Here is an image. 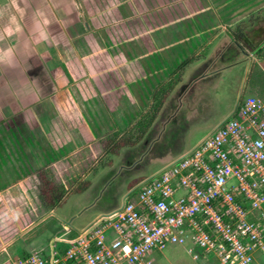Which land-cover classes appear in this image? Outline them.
<instances>
[{
    "label": "rangeland",
    "instance_id": "rangeland-1",
    "mask_svg": "<svg viewBox=\"0 0 264 264\" xmlns=\"http://www.w3.org/2000/svg\"><path fill=\"white\" fill-rule=\"evenodd\" d=\"M117 1L72 0L71 4L68 0V10L78 12L77 21L71 19L75 31L73 24H64L59 32L65 36L78 34L75 28L88 23V34L93 36L86 39L88 46L84 40H70L76 53L67 57V48L61 42L62 59H39V51L38 59H15L19 63L9 59V65L0 69V86L4 89L0 92V264L30 254L46 258L51 245L62 250L68 246L64 245L67 239L70 245L97 217L117 209L127 189L209 136L240 98L264 91V58L257 55L254 62L249 56L253 47L264 45V0H184L200 16L180 19L185 23L183 34L188 41L186 46L173 49L170 62L159 51L167 42L165 28L155 33L156 38L153 33L143 34L138 25L158 16L156 25L160 27L164 19L159 16L163 14L169 20L166 14L172 13L174 19L179 18L181 6L175 9L172 0H156L150 10L148 0H142V5L135 1L140 5L135 14L128 5L118 10L114 7ZM213 5L217 17L212 10H205ZM50 20L48 17L45 21L49 28L43 32L47 35L50 29L55 31ZM131 24H136L134 31ZM203 25L210 27L212 35H220L200 54H207L206 59H199L203 62L197 66L189 64L173 78L167 77V83L159 80L160 85L149 92L142 84L146 83L147 75L143 74L147 69L143 61L139 67L141 50L143 54L146 50L154 52L151 57L155 58V69H161L164 76L171 69L167 62L176 69L191 60L187 58L206 40L205 35L200 42L194 37ZM230 30L232 43L221 45ZM140 33L145 36L147 49L139 48L134 38ZM46 45L48 53L51 48ZM38 66L53 69V88L39 83ZM194 70L200 71L192 76ZM202 71L203 77L198 75ZM60 91H64L63 101L71 104L72 111L55 112ZM153 115L151 126L141 132L139 123L146 124ZM62 183L66 195L53 211H46L43 207L51 204L55 188ZM230 185H236V181ZM182 195L178 190L174 197ZM113 201L115 205L107 208ZM189 248L190 243L167 244L162 251L154 250L149 259L154 260L152 264H212L210 257L194 259L187 252ZM201 250L194 248L198 254Z\"/></svg>",
    "mask_w": 264,
    "mask_h": 264
},
{
    "label": "built area",
    "instance_id": "built-area-1",
    "mask_svg": "<svg viewBox=\"0 0 264 264\" xmlns=\"http://www.w3.org/2000/svg\"><path fill=\"white\" fill-rule=\"evenodd\" d=\"M188 243L212 264L264 258V96L240 98L209 136L129 188L70 245L7 264H151L154 250Z\"/></svg>",
    "mask_w": 264,
    "mask_h": 264
},
{
    "label": "crops",
    "instance_id": "crops-1",
    "mask_svg": "<svg viewBox=\"0 0 264 264\" xmlns=\"http://www.w3.org/2000/svg\"><path fill=\"white\" fill-rule=\"evenodd\" d=\"M59 1L61 3H59ZM67 1L68 0H0V65H1L0 69L3 68V66H5L6 64L9 65V59H14L13 62H16V63L17 62L19 63V61L15 60V59H35V57H36V59H38V52L39 51H41L40 52L41 58L39 55V59H62V56L59 57V53L61 55V50H60L61 49V42H63L62 46L63 47L66 46V48H67V51H66L67 57H68L69 53H71V56L76 53L73 46L70 43L71 41L84 40L85 42H83V43L88 46V44H87L88 42H86V39L88 38L90 40V38L93 37V36L88 34V32H89L88 28H90V27H88V23L84 22L82 25H80V26L78 25L75 28L76 31L78 32V34L74 33L72 35V33H71V36L70 35L65 36V35H63V33L59 32L60 30L58 28H61V30H63L65 25L70 26L73 24V22L71 20L72 17H75V21H77L76 17H78V12L76 13L75 11L68 10L69 8L67 6ZM69 1L71 2V4H73L72 0H69ZM88 1L92 2L94 0H88ZM135 1H139V3L141 2L140 5H142V0H119V1H117V4L114 7L117 6V9L120 10L123 7H125L126 5H128L130 9L133 7V13L136 14V10L137 11L140 10V5L134 4L133 2H135ZM154 1H156V0H148V2H147V6L149 7L150 10H151V3H154ZM157 1L160 2L162 0H157ZM163 1H165V0H163ZM172 1H173L172 7H174L175 9H178V7L176 5H180L182 10H183L181 15L179 16V18L174 19L173 15H171L172 14L171 13V14H166V16L170 17L169 20H167V18L165 19V15L162 14L159 17L164 19V22L160 27H158L156 25V21L158 20V16L153 17V18L149 17L148 20H151V24H147L148 20H145L144 23H140L138 25L140 29H143V34H144V31H145V35L147 33L148 34L153 33V35L156 38H157V35L159 32L158 30L165 28V34L167 32V35L165 37V38H167V42L163 47L160 48L159 51L161 52V54H162L161 56H163L164 60L169 61V62L175 54L173 49H175L176 46H178V45H181L183 47L186 46V43L188 41L187 38L185 37V34H183L186 32L185 23H183L181 21L185 20V18L190 19V18H196L198 15L200 16L198 10L191 9L189 7V5L184 0H176V2L174 0H172ZM207 1L210 3V0H207ZM78 7L79 6L77 5V10H78ZM194 8H196V7L194 6ZM201 9H204V7H202ZM205 10L206 11L212 10L213 14L216 17L219 16V14H217L218 11L214 7V5H213V7H207ZM139 13L140 12H137V14H139ZM48 17H51L50 21H53L51 23L55 25V31L50 29V34H48L49 36L47 34H44V32H43L44 30H47V28H49L45 24V21L47 20ZM68 18H69V20L67 21ZM180 19H182V20H180ZM241 21H243V20L241 19ZM145 23H146V25H145ZM56 24H57V26H56ZM135 25L136 24L130 25L132 31H134ZM132 26H133V28H132ZM74 27H75V25L73 24V32L75 31ZM85 27H86V30H85ZM224 28H226V31H227V27L224 26ZM211 31L212 30H210V27H207L206 25H203L202 27H200V30L196 29V32L194 33V37L198 38V41L200 42L201 36L205 35L204 38H206V40H204V41L202 40V42H200V44L198 45V48L193 52L192 55H190L187 58V59H191L190 60L191 62L189 61L187 63H184L181 65V67L176 68V69L173 68V66L169 62H167L168 65L171 67V69L164 76H161V73L163 72L161 69L160 70L155 69V66L153 64V61L155 60V58L151 57V56H154V52L153 51L148 52V50H146V53L143 54V51L141 50V52L139 54L140 55L139 67L141 68V63L143 61V64H144L145 68L147 69V73L143 74V75H147V77L144 79V81L146 83L142 82L143 86L148 87L149 92H150V90H152L154 85H155V87L160 85L161 82H158L159 80L161 81V80L165 79L164 82L167 83V81H166L168 79L167 77L173 78L174 75L179 74L186 67H188L189 64L195 63L196 64L195 66H197L199 63L203 62V61L199 62V59L205 60L206 57L208 56L207 54L200 55L201 53H203V49L205 48V46H209L213 41L218 40L220 37L219 34H213L212 35L210 33ZM128 32H131V31L128 30ZM156 32H157V35L155 34ZM143 34L140 33L138 36H136L134 38L138 39V42H139L138 47L139 48L144 47L145 49H147V43L145 41H143V39L145 37ZM232 36H233V31L230 30L229 32H225V34L223 36V40H222L223 42L221 45L224 46V44H226V43H232L231 42ZM158 37L161 38L160 35ZM58 39H59V41H58ZM131 39H133L132 34L129 35V40L132 41ZM60 40H62V41H60ZM241 40L242 39H239L238 41H241ZM151 42H153L152 38L150 39V43ZM46 43L51 48V50L48 52L49 54L47 53V51H45L46 47H47ZM58 44H59V48H58ZM123 44H124L123 45L124 47L127 45V39L125 37L123 40ZM14 45H15L16 49L13 48ZM259 46H261V45H259ZM236 47L238 48V46H236ZM54 48H56V49L53 50ZM32 50L35 51L36 55H34V52ZM255 50H256V48L253 47V49L249 52V56H251V59H253L254 62H255V59H257V54H256ZM43 53H47V54H45V57H44ZM136 53H137V50H136ZM244 55H247V54H244ZM136 61H137L136 63L138 64V60H136ZM220 63H224V62H220ZM35 69L38 72L37 73L38 74L37 79H38L39 83L42 82V84H46L45 87L47 89H48V87L50 89L53 88L54 84H52L53 83L51 80L52 77L50 76L52 74L53 69H51L50 67L45 69V67H43V66H38ZM198 71H200V70H194L192 73V76L195 75V73ZM203 71L200 72L198 75L202 76ZM139 74L142 75V71ZM0 75H1V72H0ZM167 75H169V76H167ZM152 80H154L155 82L153 83ZM156 82H157V84H156ZM0 83H1V80H0ZM166 83H164V84H166ZM180 85H178V86H180ZM163 86H165V85H163ZM141 87H142V85H141ZM47 89L43 88V90L45 91V94L48 91ZM2 90L4 91L3 88H2ZM2 90H1V86H0V92ZM39 91L42 93V90H39ZM60 94H61V95H59L60 103L59 102L57 103V107H55L56 108L55 112H60V114H61V112L65 111L66 109H67V111L68 110L72 111L71 104H69L67 106L64 103L65 101H63V97H65L64 91H60ZM151 94H152V92H151ZM256 95H258V94H255L254 96H256ZM43 96H44V93H43ZM143 96L146 97L145 94ZM150 96H151L150 93H148L147 97L150 98ZM155 96L156 95H154V97ZM76 110L80 111V109H77V108H76ZM126 191H128V189ZM124 195L122 197V201H123ZM59 203H60V201L56 204V206ZM115 203L116 202L113 201V203H111L107 208L113 207L115 205ZM198 259H200V258H198ZM151 262L153 263L154 260L153 261L151 260ZM259 262H260V264H264V258L259 259Z\"/></svg>",
    "mask_w": 264,
    "mask_h": 264
},
{
    "label": "trees",
    "instance_id": "trees-1",
    "mask_svg": "<svg viewBox=\"0 0 264 264\" xmlns=\"http://www.w3.org/2000/svg\"><path fill=\"white\" fill-rule=\"evenodd\" d=\"M255 52H256V54L259 56V59H261V58H264V45L263 46H258V47H256V50H255ZM172 87V84H169V88H171ZM162 95V92L160 93V96ZM258 95H262V96H264V91L263 92H260ZM157 96V95H156ZM157 97L156 98V101H157V105H159L160 104V102H161V97ZM154 106V108H153V110H155L156 108H157V106H156V104H154L153 105ZM160 107V106H159ZM158 107V108H159ZM150 115V114H149ZM147 117V116H146ZM145 117V118H146ZM153 117H154V115L153 116H151L150 118H149V120L147 121V123L146 124H144L143 122H141L142 123V125H141V123H139L140 124V126H138L139 127V130H141V132H142V130L144 129H146V128H149L150 126H151V123H152V121H153ZM140 122V121H139ZM138 124V125H139ZM57 192V193H56ZM66 192H67V189L65 188V186L63 185V183L62 184H60L58 187H56L55 188V193H54V196L52 197V202H51V204H48V205H46L45 207H43V208H45V210L46 211H50V210H52L55 206H56V204L60 201V200H62L63 199V197L66 195ZM75 234H72V237L74 236ZM70 239H72L71 237H70ZM67 240H69V239H67ZM61 243H63V242H61ZM67 242H64V245L66 244Z\"/></svg>",
    "mask_w": 264,
    "mask_h": 264
}]
</instances>
